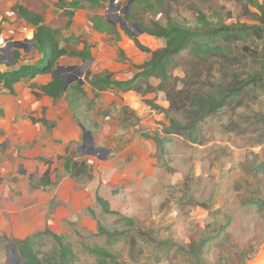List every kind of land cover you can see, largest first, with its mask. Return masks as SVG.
Returning <instances> with one entry per match:
<instances>
[{"label":"rangeland","instance_id":"rangeland-1","mask_svg":"<svg viewBox=\"0 0 264 264\" xmlns=\"http://www.w3.org/2000/svg\"><path fill=\"white\" fill-rule=\"evenodd\" d=\"M129 1L112 3L103 0L101 6H94L85 0L81 10L87 12L88 22L75 29L69 25L72 20L65 21L64 35L78 36L81 40V43L73 42L67 47L70 50L87 47L93 58L82 61L64 56L51 75L61 74L66 80L84 72L80 78L85 81L83 86L87 95L70 92L60 104H64L74 122L81 121L92 131L95 147L101 151L93 155L88 147H82L80 126L72 134L68 129H59L56 121L51 131L42 125L45 128H41L32 141H27L30 150L44 141L63 154L52 165L54 173L49 185L33 188L30 183L29 189L39 194V201L45 202L38 205L40 210H49L43 219L40 213L34 215L38 229L32 230L31 234L43 230L47 224L53 232L64 235L76 253L73 264H96V257L86 250L94 244L111 248L122 264H196L195 256L181 247L189 250L192 242L201 240H205L203 264H264V209L257 205V201H264V126L257 121L258 114H264V92L248 105L208 119L201 125L196 142L172 135L164 155H156L155 142L146 139L143 133L164 135L163 129L168 124L166 113L148 105L136 92L125 94L115 89L100 92L86 82L88 70L95 73L109 70L115 78H129L137 71V66L149 59L150 55L140 50L133 37L121 29L119 16L131 12V4L124 10ZM167 1L170 4L163 6L159 0H154L151 5L142 3L134 9V17L156 19L165 24L170 14L177 23L188 27L197 23L199 11H202L215 22L231 24L240 20L252 23L234 2ZM7 2L9 0H0V45L6 42L0 51L6 58L0 69L35 65L44 57L32 47L34 29L16 12L15 6L21 2L18 0L15 6ZM47 2L44 0L43 4L49 7ZM96 14L113 20L117 27L104 25L102 31L90 29L91 24L94 27L92 18ZM126 22V28L144 46L156 49L165 45L163 38L138 34V30L130 26L135 20ZM85 26L86 31L82 33ZM10 41H21L25 48L6 47ZM17 51L21 58L10 65L9 58ZM175 73L184 75L181 68ZM152 81L158 83L156 79ZM147 98L162 108L168 107L163 92L150 93ZM41 109L36 111V117L42 116ZM63 140L64 145L60 146L59 141ZM21 148L8 145L3 155L13 149L19 154ZM75 160L86 163L95 176L93 180L72 177ZM33 163V167H23L25 173L21 178L28 181L32 178L35 184L44 173L48 160L42 158ZM6 178L13 185H3L0 193L3 210L0 236L6 235L0 238V264H23L16 260L10 239L25 238L30 231H25L26 219L18 218V215L10 218L9 212L17 195L25 200L23 190L27 188H15L20 181L16 175L1 177L0 184ZM6 189L15 194L3 199L1 195ZM97 190L110 201L113 210L134 219L137 226L152 235L155 243H146L133 230L137 241L132 249V237L127 235L109 246L105 237L97 235L99 221L110 230H127L129 227L124 221H118V215L102 212L96 202ZM250 199L254 201L248 203ZM28 202L26 206H30ZM52 247V240L46 236L36 245L40 252H48Z\"/></svg>","mask_w":264,"mask_h":264},{"label":"trees","instance_id":"trees-1","mask_svg":"<svg viewBox=\"0 0 264 264\" xmlns=\"http://www.w3.org/2000/svg\"><path fill=\"white\" fill-rule=\"evenodd\" d=\"M91 5L103 4V0H86ZM161 5L170 4L167 0H159ZM234 2L245 13V18L252 23L240 20L234 23L225 21H213L204 12L199 11L197 23L194 26H183L177 23L168 14L167 23L163 24L156 19H138L134 17V9L142 3L154 4V0H132L130 10L123 17L125 21L135 20L142 33L157 38L165 39L162 48L151 49L144 46L134 34L125 27H121L131 35L137 47L148 53L149 59L140 66L138 71L130 78H115L113 72L104 70L101 72H86V82L94 89L105 92L109 89L119 90L123 93L134 91L151 107L158 108L166 113L168 124L163 129L164 135L159 133H143L146 139L155 142L156 155L160 157L166 152V144L172 135H177L191 142L198 141V133L201 125L208 119L219 116L222 112L236 109L256 101L264 92V0H225ZM85 0H59V8H84ZM16 12L27 25L33 27L34 49L43 55V60L35 65H24L10 70H0V90L5 88L15 93V85L23 78H35L40 74L54 72L59 66L63 56L77 57L82 61H90L91 51L83 49H69L67 44L81 43L78 36H65L61 28L48 25L43 16L22 3L15 6ZM94 27L102 31L105 26L117 24L103 15L96 14L92 18ZM87 44H85L86 46ZM14 63L21 58L19 51L13 53ZM12 65V64H11ZM181 68L184 75L181 77L175 73ZM153 79L158 80L157 84ZM32 92L37 97L47 95L54 100L68 97L70 92L80 93L83 96L87 92L79 81H73L67 87L66 80L61 74H57L51 81L44 85L31 84ZM163 92L168 102L167 108L155 104L153 99L147 98L150 93ZM45 110V108H44ZM35 122H42L48 130L55 123L45 116L31 118ZM257 121L264 126V114H258ZM235 128L239 127L234 125ZM233 130V129H232ZM48 168L41 175L38 183H33V188L46 187L51 183L54 171L51 169L52 160H48ZM72 177L94 179L84 161L75 160L72 163ZM253 199L248 200V203ZM96 202L104 214L118 215V221H124L128 225L127 230H110L100 221L97 235L105 237L109 246L118 242L123 236L131 238V249L136 245L137 237L132 231L139 233L146 243H155L152 235L144 232L137 226L134 219L122 216L113 210L110 201L103 197L99 190L96 193ZM258 208L264 209V201L258 202ZM95 217V212L91 210ZM49 237L53 247L48 252H40L37 242L42 237ZM146 236V237H145ZM6 235L0 236V238ZM192 242L190 249L181 247L182 250L193 254L196 264L202 263L203 243ZM17 251L27 264H73L76 253L73 245L66 240L64 235L53 232L48 226L26 238H11ZM86 250L96 257V264H122L111 248L94 244L86 247ZM42 254V255H41Z\"/></svg>","mask_w":264,"mask_h":264},{"label":"crops","instance_id":"crops-1","mask_svg":"<svg viewBox=\"0 0 264 264\" xmlns=\"http://www.w3.org/2000/svg\"><path fill=\"white\" fill-rule=\"evenodd\" d=\"M17 1L18 0H9V2L7 3L9 5L15 6ZM19 1L29 9L40 13L44 17V20L48 25L55 28H61L63 30V33H65L64 30L65 21L72 20L73 22H71L69 25L71 27L73 26L75 29L77 27L79 28V26L84 25L85 22H88L87 12L81 10V8H78L79 10L72 8H59L57 7V3L59 0H46L48 1L47 4L48 5L50 4L49 7L43 4L44 0H19ZM67 1H71V0H67ZM89 27L90 29L93 30L95 29L92 26V24ZM86 28L87 26L83 27L82 33H85L84 31H86L85 30ZM5 43L6 42L0 45V51ZM62 58H64V56ZM4 59L6 58H3V56L0 55V67L4 66L3 63ZM52 79L53 76L51 75V73L40 74L37 75L35 78H30V77L23 78L19 83L15 85V93H11L9 90L5 88H1L0 90V178L4 177L5 175L18 176L20 181L18 182L19 184L15 185V188H19L20 186H22L23 188L29 189L31 187L29 182L30 180L28 181L27 178H21V175L25 173L23 167L26 166V168L28 169L33 164H35L33 162L37 163V159L44 158L47 160H53L51 164V169L52 171H54L52 167L54 161L60 159L63 155L61 154V152H59L60 150L58 149L55 150L52 145L44 144L45 143L44 141L41 142L40 144H37L36 147L33 148L32 150L27 148L28 146L27 141L28 140L32 141L33 138L40 131V129L46 127V125H44L42 122H35L31 119L32 117L40 118V117H36L37 110L42 108L41 117L45 116L51 122L56 121L57 125H59V129L62 128L68 129L69 132H71L72 134H75L77 130V126H80L79 122L81 121L74 122L73 119H71V117L68 115V111L65 108L64 104H60V102H62V99L65 96L61 97L58 100H54L53 98L47 95H43L42 97L39 98L32 92L30 86L31 84L35 83L38 85H44L49 81H51ZM132 92L134 91H129L127 92V94ZM21 114H23L24 116H21ZM42 125H44L45 127H43ZM68 130L66 134H68ZM59 144L60 146L64 145V140L63 142L59 141ZM8 145L13 146V148L17 146L22 147L20 153L17 154V151H13L14 150L13 149L12 151L8 152L6 155H3L4 150L7 148ZM46 165L47 166L44 172L47 170L49 164ZM35 169L36 168H34V170ZM17 170H19L20 173H17ZM8 179L9 178H6V180L3 181V184H0V193L3 185H8V186L13 185L12 183L8 182L9 181ZM27 189L23 190L26 196L25 200L20 198L18 195L15 197V202L12 203L13 209H11V211L9 212L12 215L9 214V217L11 218L12 216V218H15V216L18 215L19 216V217L17 216L18 218H22L24 220L26 219L25 231H30V235H31L32 230L38 229L37 228L38 225L36 226V220L34 218V215H38V213H40L41 215L40 217L43 219L49 214V210L48 211L47 210L43 211L42 209L40 210L41 206L38 207V205L39 204L42 205L45 202L38 200L39 197L38 193L31 191V189L29 190ZM11 194H15V193L11 189L10 190L6 189L5 192H3V194L1 195V197L5 199L8 195L10 196ZM26 200H29V202ZM27 202L30 204V206H26ZM6 203L9 204L8 199L6 200ZM36 206L39 209H37ZM2 212L3 210L2 208H0V213ZM46 226L47 224L44 225V228Z\"/></svg>","mask_w":264,"mask_h":264},{"label":"water","instance_id":"water-1","mask_svg":"<svg viewBox=\"0 0 264 264\" xmlns=\"http://www.w3.org/2000/svg\"><path fill=\"white\" fill-rule=\"evenodd\" d=\"M116 0H111L112 3H114ZM132 2V0H130L128 2V4L125 6L124 10H128L129 8V4ZM119 19L121 20V24L123 26H127V22L123 19V16H119ZM130 26L135 27L138 30V34L142 33V31L138 28L137 23H130ZM28 41V39H26ZM10 46H14V47H18V48H25V44H23L21 41H10L7 43L6 47H10ZM34 47V46H32ZM10 63L13 64L14 63V58L10 57ZM52 74H54V72H52ZM84 72H78V75H74L71 76L70 79H66V83H67V87L69 86V84L72 81H79L80 84H84L85 81L83 79L80 78V76H83ZM54 77V76H53ZM79 125L81 126L82 130H83V146L82 147H88L89 148V153L90 154H96L97 152L101 151L100 149L95 147V138L94 135L92 133L91 130L87 129L85 127V125L81 122H79ZM12 248L14 249L15 255H16V260L18 262L22 261L23 264H27L24 260H22V258L20 257L18 251H17V247L15 244H11Z\"/></svg>","mask_w":264,"mask_h":264},{"label":"bare ground","instance_id":"bare-ground-1","mask_svg":"<svg viewBox=\"0 0 264 264\" xmlns=\"http://www.w3.org/2000/svg\"><path fill=\"white\" fill-rule=\"evenodd\" d=\"M263 255H264V254H263ZM263 255H262V256H263ZM260 260H261V259H260Z\"/></svg>","mask_w":264,"mask_h":264}]
</instances>
